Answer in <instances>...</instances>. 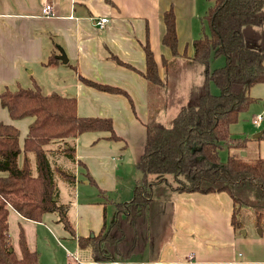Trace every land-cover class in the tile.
<instances>
[{"label": "trees", "instance_id": "1", "mask_svg": "<svg viewBox=\"0 0 264 264\" xmlns=\"http://www.w3.org/2000/svg\"><path fill=\"white\" fill-rule=\"evenodd\" d=\"M209 2L203 19L210 33L202 28V35L192 43L193 55L184 63L188 67L203 65L205 78L191 88L188 101L170 125L158 122L154 115L145 123L146 142L136 165L140 176L132 199L116 203L114 220L97 235L78 237L81 247L90 248L94 261H126L148 247L160 248L170 229L166 210L177 193L227 192L233 200L235 228L241 226L238 215L245 209L252 210L259 228L264 225V156L245 159L229 154L223 161L220 155L225 148L251 140L234 137L231 125L256 100L250 94L251 87L264 83V0ZM164 20L163 43L176 58L179 38L172 8L165 12ZM145 52L147 68L143 74L151 87H163L157 102L162 101L166 108L165 88L175 86V76L170 80L169 75L176 74L179 65L163 59L162 78L149 44ZM113 58L129 65L115 55ZM171 63L176 65L169 67ZM83 80L103 91L126 93L112 85ZM0 103L14 120L33 118L22 144L18 127L0 123V264H40L39 253L29 248L23 229L21 256L17 255L10 235V209L38 222L45 214L54 213L75 235L69 204L60 200V183L68 185L72 196L75 192V138L84 132L120 137L111 118L80 116L76 97L47 95L37 84L6 89L0 93ZM260 138H264V130ZM57 155L61 160H56Z\"/></svg>", "mask_w": 264, "mask_h": 264}, {"label": "crops", "instance_id": "2", "mask_svg": "<svg viewBox=\"0 0 264 264\" xmlns=\"http://www.w3.org/2000/svg\"><path fill=\"white\" fill-rule=\"evenodd\" d=\"M204 3L205 0H0V93L37 84L44 94L76 97L80 116L111 118L120 137L110 139L106 132H84L75 138V192L72 196L65 183L60 188L61 202L69 204L75 235L54 213L45 214L38 222L10 209L9 216L12 213L13 218L22 220L20 229L25 237L27 234L31 250L36 251L31 244L39 236L44 238L47 231L52 232L48 230L51 223L53 228L60 227L55 232L62 239L59 250H53L59 264H264V237L250 238L248 231L243 236L237 233L232 224L233 200L227 192L175 194L166 210L171 217L170 239L160 248L148 247L126 261H94L90 248L78 242L79 236L97 235L114 220L116 203L132 199L140 176L136 165L146 142L145 123L153 111L168 109L162 107V101L153 108V87L143 74L147 68L146 44L162 78L163 59L183 65L193 55L197 21L210 4L209 0L206 6ZM47 4L52 10L44 13ZM171 8L179 38L176 58L163 43L164 14ZM103 17L108 22L100 27L96 22ZM113 55L129 65L118 63ZM82 77L126 93L100 90L86 84ZM259 84L264 83L252 86L254 92L250 93L256 99L254 119L264 115V85ZM173 96L179 103V97ZM32 120L12 119L0 103V123L18 127L21 144ZM258 144L264 152V139Z\"/></svg>", "mask_w": 264, "mask_h": 264}, {"label": "rangeland", "instance_id": "3", "mask_svg": "<svg viewBox=\"0 0 264 264\" xmlns=\"http://www.w3.org/2000/svg\"><path fill=\"white\" fill-rule=\"evenodd\" d=\"M203 5L206 6V0H205V3ZM204 10H206V9H204ZM203 27L205 28L206 33L209 34L210 33V27L207 24V22L203 19V16H202V17H199L198 21H197V28H196V34H195L196 37L195 38H199L202 35L201 32H202ZM221 59H223V58H221ZM175 65H176V63L175 64L171 63L168 66L173 68ZM178 70H177L178 72L176 74L171 72L169 75L170 80H173V78L175 76V79L177 80L175 83V86L167 87V90L165 88V91L168 95L167 96L168 97V99H167L168 109L166 111L161 112V113H160V111H153V114H152V115H154V118L157 121H161L165 125H170L172 123V120H173L174 116L178 113L180 107L188 101L191 88L195 85H197V86L200 85L205 78L204 67L201 64H196L193 67H188L186 64H184L182 66L179 65ZM262 85H264V84H259V87H263ZM152 87H153V89H152V94H153L152 103H153V108H154V106L156 105L157 99H160V97L163 95V94L162 95L158 94L159 92L162 93V91H159L158 89L163 88V87L157 86V85H152ZM170 88L172 89V91L169 90ZM215 89L216 88H214V90ZM253 92H254V89H250V93L253 94ZM173 95H177L179 97V99H180L179 103H176V102H178V99L174 98ZM163 100H164V97H163ZM259 104L263 105V101H261ZM255 105H256V103L255 104L253 103L249 107V109H247L246 111H244L241 114L238 122L231 125V132H232L234 137L241 138V139L245 140L247 138H252L255 134L263 131V129H264V115L261 114L262 119H261L259 124H254V122H253L254 117L257 114L256 110H254ZM246 136H248V137H246ZM263 139L264 138H262V139H253L252 138L250 141H248V143L246 142L247 144L232 147V148H225L224 150H221V152H220L221 158L223 161H225V160H227V157L229 154L239 156V157H242L245 159L253 158V157L258 156V155L264 156V152L260 149L259 144H258ZM57 156H59V155H57ZM56 160H61V157L59 156L58 158H56ZM64 186H65L64 183L60 184L61 189H63ZM238 219L241 220V226L238 227L236 230L240 236H243V234L248 231L249 232L248 237H250V238L264 237V225H262V228H257V226L255 224V217H254L252 210H249V209L242 210L238 215ZM168 221L171 222L170 216H168ZM9 222H10V235L12 237V244L15 247V251H16L17 255L21 256V250L19 248L20 247L19 246V238H20L19 233L22 230L20 228H21V225H23V222L20 219L13 218L12 213L9 216ZM51 226H52L51 223H48V230L52 229L53 233L51 231H47V233L45 234V235H47L46 237L42 238L39 236L38 239L31 244V247H33L39 253L40 264H59L58 260L54 257L53 250H55V251L59 250L60 245L58 244V242L60 243V240H62V239H61L60 235L57 237L55 232H56V229H59L60 227L53 228ZM171 228L172 227H170L169 232H167V235L165 234L166 240L170 239L169 237L171 236ZM261 230L263 231V234L260 235L259 232ZM36 231H37V229H36ZM26 237H27V234H26ZM31 238L32 237H30V240L32 242ZM84 251H87V250L81 249V252H84ZM72 253H73V251H72Z\"/></svg>", "mask_w": 264, "mask_h": 264}, {"label": "built area", "instance_id": "4", "mask_svg": "<svg viewBox=\"0 0 264 264\" xmlns=\"http://www.w3.org/2000/svg\"><path fill=\"white\" fill-rule=\"evenodd\" d=\"M51 10H52V6L49 5V4L45 5V7L43 8V12H44V13H48V12H50ZM107 22H108V18L103 17V18L98 19L96 23H97L100 27H104L105 24H106ZM261 119H262V117H261V116H258L257 118L254 119V123H255V124H259L260 121H261ZM113 263H116V262H113Z\"/></svg>", "mask_w": 264, "mask_h": 264}, {"label": "water", "instance_id": "5", "mask_svg": "<svg viewBox=\"0 0 264 264\" xmlns=\"http://www.w3.org/2000/svg\"><path fill=\"white\" fill-rule=\"evenodd\" d=\"M62 59L65 60L66 58H65V57H62ZM262 133H263V131H261V132L255 134V135L253 136V138H260V137L262 136Z\"/></svg>", "mask_w": 264, "mask_h": 264}]
</instances>
